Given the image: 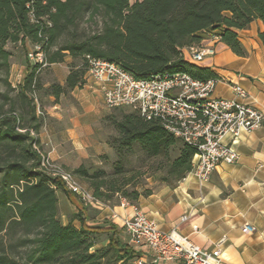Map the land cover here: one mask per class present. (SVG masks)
<instances>
[{
	"label": "trees",
	"instance_id": "16d2710c",
	"mask_svg": "<svg viewBox=\"0 0 264 264\" xmlns=\"http://www.w3.org/2000/svg\"><path fill=\"white\" fill-rule=\"evenodd\" d=\"M255 20L263 24L258 38L264 47V0H0V264H127L137 257L120 240L117 225H87L86 206L42 170V116L36 114L35 96L42 66L29 62L28 49L38 45L46 65L70 58L64 84L46 87L56 103L66 91L83 87L86 56L114 62L136 79L175 72L217 79L187 60L185 48L216 36L245 56L237 32ZM17 47L26 59V74L11 85L10 58ZM114 127L113 171H89L83 165L72 170L100 202L117 194L137 205L153 192L136 189L138 174L124 173L135 151L153 162L152 174L161 184L173 187L191 172L194 149L157 120L130 111ZM57 191L77 210L65 223L58 217ZM103 232L106 243L98 247L96 236Z\"/></svg>",
	"mask_w": 264,
	"mask_h": 264
},
{
	"label": "crops",
	"instance_id": "0c3cea01",
	"mask_svg": "<svg viewBox=\"0 0 264 264\" xmlns=\"http://www.w3.org/2000/svg\"><path fill=\"white\" fill-rule=\"evenodd\" d=\"M262 30V22L255 20L248 28L237 32L245 56H238L222 42L207 38L202 45L213 44L215 53L197 62L217 76L215 96L234 98L230 84L237 83L247 92L245 98L237 99L256 106L263 113L262 125L242 132L234 142L237 161L218 164L206 183L200 184L190 172L175 186L163 184L137 201V206L158 228L176 229L206 251H211L225 236L220 254L225 263L264 264V47L258 38V32ZM67 73L65 65L58 83L64 84ZM79 90L87 108H93L92 103L98 97L102 100L91 82ZM46 114L54 124L58 122L60 128L68 132L67 114L57 102L49 106ZM51 123L48 133L53 139L54 152L52 157L51 153L48 156L57 161V130ZM41 143L47 146L48 140ZM131 213L132 205L123 206L119 197L115 204L100 202L86 206L83 217L89 226L117 225L120 240L127 242L122 220ZM244 224L250 225L251 230L245 229Z\"/></svg>",
	"mask_w": 264,
	"mask_h": 264
},
{
	"label": "built area",
	"instance_id": "2783aa9c",
	"mask_svg": "<svg viewBox=\"0 0 264 264\" xmlns=\"http://www.w3.org/2000/svg\"><path fill=\"white\" fill-rule=\"evenodd\" d=\"M217 39L213 36L210 40ZM185 53L197 63L214 55L215 48L213 44L192 45L185 48ZM27 58L31 64L46 65L38 45L28 49ZM86 59L88 69L83 86L91 82L106 108L126 107L146 120H157L174 137L191 146L194 149L191 173L200 184L209 180L218 164L236 162L238 153L233 144L238 136L262 125V111L237 99L247 96L237 83L230 84L235 97L223 98L214 95L218 81L214 78L198 79L187 72H175L136 79L114 62L90 56ZM38 153L42 170L60 181L83 206L100 203L73 173L43 151ZM120 199L123 206L129 204ZM243 226L252 228L248 224ZM122 227L128 246L137 254L134 264H234L225 263L220 257L225 236L211 251H206L176 229L158 228L137 205H132L131 215L123 218Z\"/></svg>",
	"mask_w": 264,
	"mask_h": 264
},
{
	"label": "rangeland",
	"instance_id": "374dc122",
	"mask_svg": "<svg viewBox=\"0 0 264 264\" xmlns=\"http://www.w3.org/2000/svg\"><path fill=\"white\" fill-rule=\"evenodd\" d=\"M134 1L135 0H129L130 3ZM7 47L11 48L10 45ZM184 57L189 60L186 53H184ZM69 61H71L70 58L59 65H45L38 74L40 88L36 91L35 96L38 102L36 114L42 116V125L38 133L42 151L46 155L51 153L50 157H52V153L54 152L53 139L48 133V125L52 122L51 126L55 131L57 130V161L53 159L57 164L71 173L72 170L79 165H83L89 171L103 169L106 173H111L113 171V164L117 159L114 149L109 144V142L117 136L114 122L119 120L122 114L130 112L131 110L126 107L106 108L99 97L92 103L93 108H87V103L82 97V92L79 90L85 88V85L81 88L76 87V89L74 88L73 90L66 91V93L62 94L57 100V103L67 114L68 132L63 131L58 122L57 125L54 124L51 118L46 114L49 106L53 104V97L47 94L48 90H46V87H49L51 83L58 82L57 80L63 77L65 65L68 69L67 63ZM25 62L26 59L22 51H19L18 47L13 48L8 75V80L11 85H16L22 81L23 76L26 74ZM69 118H71V120H69ZM41 138L45 142L48 140L47 146L41 143ZM139 155L140 153L135 151L129 156L128 162L124 164V173L125 175L138 174V177L135 179L139 181L135 186L136 189H151L154 191L163 184L158 181L156 174H152L154 173L153 162L151 160L143 161V158ZM75 177L81 185L87 186L76 175ZM127 187L128 189L131 188V186ZM142 197L143 196L140 198ZM57 198L59 207L58 217L65 223L68 217L72 216V213H76V208L66 199L61 191H57ZM118 200L119 197L115 194L108 203L115 204ZM75 201L80 203L76 197ZM73 223L78 224L77 219H73ZM106 237L107 233L103 232L97 234L96 239L98 247L106 243ZM127 264H134V262L129 261Z\"/></svg>",
	"mask_w": 264,
	"mask_h": 264
}]
</instances>
